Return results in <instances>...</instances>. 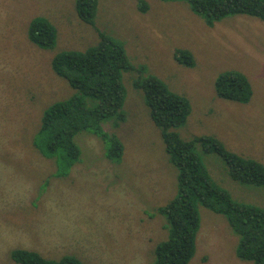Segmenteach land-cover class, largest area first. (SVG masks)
Listing matches in <instances>:
<instances>
[{"label": "rangeland", "instance_id": "obj_1", "mask_svg": "<svg viewBox=\"0 0 264 264\" xmlns=\"http://www.w3.org/2000/svg\"><path fill=\"white\" fill-rule=\"evenodd\" d=\"M38 18L55 28L53 49L31 40ZM97 31L120 44L130 64L123 73L125 121L104 124L121 140L123 156L112 162L109 143L82 132L75 138L80 161L68 168L35 141L47 111L77 93L55 73L54 58L94 49ZM181 53L193 64L179 61ZM232 72L251 86L248 103L217 94V79ZM149 77L188 100L190 114L173 130L182 140L210 137L264 166L262 19L234 15L210 26L185 1L98 0L90 25L78 16L76 0H0V264H17L16 250L83 264H155L156 248L171 230L158 210L178 195L179 171L135 85ZM195 147L211 179L235 202L264 207V187L238 183L219 154ZM198 208L189 264H254L237 257L240 237L227 216Z\"/></svg>", "mask_w": 264, "mask_h": 264}, {"label": "trees", "instance_id": "obj_2", "mask_svg": "<svg viewBox=\"0 0 264 264\" xmlns=\"http://www.w3.org/2000/svg\"><path fill=\"white\" fill-rule=\"evenodd\" d=\"M185 1L191 9L212 26L228 16L248 15L264 21V0H163ZM98 0H76L80 19L94 24ZM146 10V5L142 4ZM100 34L99 44L85 53L68 52L57 55L53 68L77 93L69 100L55 104L45 114L36 146L47 158L63 161L68 168L80 161L81 149L75 138L82 132L93 134L108 142L106 156L119 163L123 144L114 134L104 130L105 122L116 118L125 121L123 105L126 99L123 73L130 69L128 58L120 44ZM57 33L44 18L36 19L30 37L37 47L53 49ZM179 61L193 64L187 53L177 54ZM142 89L154 124L162 130L167 152L179 171L178 195L158 212L171 226L168 241L156 248L155 264H189L196 251V237L200 227L199 205L227 216L230 227L240 237L237 257L254 264H264V207L235 202L230 193L219 187L210 177L195 144L219 154L228 164L232 178L240 184L264 187V166L260 162L228 152L217 140L204 137L186 142L173 131L184 125L190 114L185 98L173 94L155 77L136 81ZM220 98L248 103L251 86L239 73L221 76L216 82ZM91 104V105H90ZM12 259L17 264H83L76 257L65 256L59 261L48 260L39 253L16 250Z\"/></svg>", "mask_w": 264, "mask_h": 264}]
</instances>
